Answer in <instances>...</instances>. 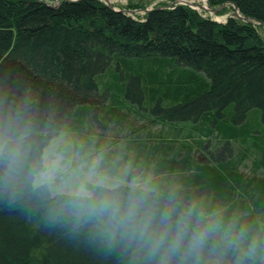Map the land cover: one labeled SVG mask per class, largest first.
Segmentation results:
<instances>
[{"label":"trees","instance_id":"trees-1","mask_svg":"<svg viewBox=\"0 0 264 264\" xmlns=\"http://www.w3.org/2000/svg\"><path fill=\"white\" fill-rule=\"evenodd\" d=\"M208 1L235 3L245 17L264 22V0ZM258 26L237 14L219 22L187 4L154 7L139 19L102 0H61L56 7L46 0H0V264H156L144 241L101 210L108 193L97 182L87 183L90 200L34 184L52 137L81 106L104 103L106 115L120 117L125 108L110 105L126 100L137 105L127 110L146 120L135 127L132 118L125 128L138 132L142 125L150 138L182 142L169 145L161 159L152 157L140 177H125L138 159L114 151L120 157L110 164L111 154L105 156L107 173L118 178L112 181L117 194L125 198L129 185L143 182L154 208L218 224L231 239L243 233L223 264H234L250 245L244 264H264V181L254 192L246 189L232 167L264 160V148L248 145L250 137L264 135ZM256 121L262 133L252 130ZM83 123L76 129L88 133ZM213 139L229 154L233 141L245 148L230 160L204 158L199 150Z\"/></svg>","mask_w":264,"mask_h":264},{"label":"rangeland","instance_id":"rangeland-1","mask_svg":"<svg viewBox=\"0 0 264 264\" xmlns=\"http://www.w3.org/2000/svg\"><path fill=\"white\" fill-rule=\"evenodd\" d=\"M50 3H54L57 0H47ZM61 1V0H60ZM111 3L120 9H132V15L136 18L143 19L146 15L149 8L160 7V6H170L172 0H109ZM174 1V0H173ZM195 2L213 7L218 9L216 12H211L209 9H198L205 16H209L211 18H217L221 21H225L229 16L232 15H240V17H245L238 8L233 6L232 3L225 2L220 6H212L208 0H194ZM138 3V6L133 8L130 7V4ZM128 12V11H127ZM253 19V18H249ZM256 20V19H255ZM255 20H250L255 23ZM257 26L260 24L255 23ZM258 30L264 36V25L258 26ZM104 104V103H103ZM99 105V108H96L95 105L87 104L81 106L80 113L76 115L77 118L68 123L67 127L59 134L54 135L45 149L44 154V162L45 169L36 173L34 178L35 186H39L41 184H46L49 186L50 190L53 193H76L79 191L81 186L86 188L88 191V182H99L103 181L106 185H113L116 183H112L113 180H116L112 174L107 173L108 162L105 161V156H109L107 159L110 164H116L119 159L118 154H114V151L122 153L126 157L136 160H139V164L130 166L127 171L125 177L129 179L131 177H136L137 175L140 177L139 172L144 168L147 162H149L152 157L161 159L163 156V152L168 151V146L182 142L179 140H175L174 138H150L147 136V133L144 129L146 127H142L138 132L130 131V128H125L124 124H131L132 118L135 121L134 125L137 127L138 124H143L146 118H143L141 115L136 113L135 111L127 110L129 108H136V104L132 103L130 100H126L123 105H110V107H118L124 109L122 112H117L120 114V117L115 116L118 120L121 119V129L113 128V130L107 129L109 124L104 120L103 116L108 115L105 114L104 105ZM146 109H140V113H147ZM98 118L99 121L93 126L91 122L88 120L91 117ZM124 117V119H123ZM123 121V123H122ZM85 122V123H83ZM83 123V127L85 130H89L87 132H79L76 127H79ZM252 130L254 133H262L263 129L258 123V121L253 122ZM160 125L149 126L148 129L155 130L159 128ZM109 130V131H108ZM150 130V131H151ZM113 131V132H111ZM84 134V135H83ZM255 135V134H254ZM234 145L233 154H229V149L219 146L217 142L213 139V141L209 142V149L199 150V154L202 153V156L205 158L207 156L213 157H228L229 160L233 158V156H237L240 149L245 148V144L240 143L239 141H233ZM248 143L249 147L255 146L256 148L261 147L264 148V135L255 138L254 136L250 137ZM256 142L257 145H253L252 143ZM88 145H97L98 150L100 152L94 151L93 149H88ZM213 144L217 146L212 148ZM180 146L176 144L175 150H180ZM124 151H118V150ZM176 152V151H175ZM109 154V155H108ZM252 157V156H251ZM202 158V157H201ZM252 160V159H251ZM236 163V162H235ZM234 165L233 170L239 176L241 183L246 189L256 190L257 183H262L264 181V160L256 162L255 164H250L245 167V162L237 166ZM247 179V182H245ZM118 179V178H117ZM148 181H152L151 175L148 176ZM140 184H144L143 182H139ZM251 200V198H250ZM251 202H254L251 200ZM256 212L257 207L253 204ZM259 208V207H258ZM252 211H254L252 209ZM261 221V220H260ZM262 233L264 236V222H261Z\"/></svg>","mask_w":264,"mask_h":264},{"label":"clouds","instance_id":"clouds-1","mask_svg":"<svg viewBox=\"0 0 264 264\" xmlns=\"http://www.w3.org/2000/svg\"><path fill=\"white\" fill-rule=\"evenodd\" d=\"M98 187L108 193L101 201V210L109 211L112 218L123 228L138 236L147 245L150 260L156 264H223V258L233 244L239 247L244 239L240 233L235 239L219 231L218 224L193 223L188 216L174 217L167 209H156L149 204L148 190L135 182L130 191L121 198L116 189L119 185L108 186L103 181ZM78 198L92 199V193L81 186L76 192ZM219 235L220 239L214 240ZM254 251L250 245L234 264H244L243 257Z\"/></svg>","mask_w":264,"mask_h":264},{"label":"bare ground","instance_id":"bare-ground-1","mask_svg":"<svg viewBox=\"0 0 264 264\" xmlns=\"http://www.w3.org/2000/svg\"><path fill=\"white\" fill-rule=\"evenodd\" d=\"M206 6V5H205ZM99 105H101V104H98V105H95V107L96 108H99ZM81 108V107H80ZM79 108V109H80ZM103 111H105V112H108L107 111V109H102ZM103 118H104V120L109 124V126H107V129H113V128H117V129H119L118 128V125H119V121H118V119L116 118V117H114V116H111V117H107V116H103ZM97 121H99L98 120V118H96V120L94 119V117L92 116L91 117V119H90V122H91V124H93V125H95L96 123H97Z\"/></svg>","mask_w":264,"mask_h":264},{"label":"water","instance_id":"water-1","mask_svg":"<svg viewBox=\"0 0 264 264\" xmlns=\"http://www.w3.org/2000/svg\"><path fill=\"white\" fill-rule=\"evenodd\" d=\"M109 5H110V3H109V0H105ZM177 2H185V3H188L189 5H191V6H194V7H199V5H197V4H194V3H192L191 1H189V0H179V1H177ZM53 7H56L57 6V4H54V5H52ZM234 6L236 7V8H238V6H237V4H234ZM209 7V9L212 11V12H216L218 9H215V8H212V7H210V6H208ZM207 7V8H208ZM149 10H151V9H148V11ZM241 18H243V19H245L244 17H241ZM246 19H249V18H246ZM250 20H253V19H250ZM255 21H257V22H259V23H261V24H264V22L263 21H260V20H255Z\"/></svg>","mask_w":264,"mask_h":264}]
</instances>
